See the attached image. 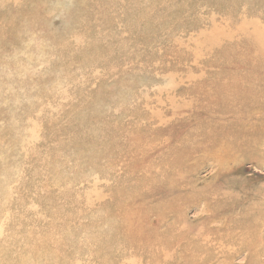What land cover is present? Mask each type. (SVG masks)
I'll use <instances>...</instances> for the list:
<instances>
[{
    "label": "rangeland",
    "instance_id": "374dc122",
    "mask_svg": "<svg viewBox=\"0 0 264 264\" xmlns=\"http://www.w3.org/2000/svg\"><path fill=\"white\" fill-rule=\"evenodd\" d=\"M0 264H264V0H0Z\"/></svg>",
    "mask_w": 264,
    "mask_h": 264
},
{
    "label": "bare ground",
    "instance_id": "6f19581e",
    "mask_svg": "<svg viewBox=\"0 0 264 264\" xmlns=\"http://www.w3.org/2000/svg\"><path fill=\"white\" fill-rule=\"evenodd\" d=\"M181 187V186H180ZM200 238V237H199ZM201 240H203V239H201ZM200 242V241H199ZM197 245H199V244H197ZM194 251V250H193ZM195 253V252H194ZM200 261V260H199Z\"/></svg>",
    "mask_w": 264,
    "mask_h": 264
}]
</instances>
